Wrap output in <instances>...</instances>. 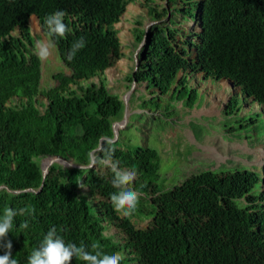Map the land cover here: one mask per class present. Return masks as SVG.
I'll return each instance as SVG.
<instances>
[{
	"label": "trees",
	"instance_id": "16d2710c",
	"mask_svg": "<svg viewBox=\"0 0 264 264\" xmlns=\"http://www.w3.org/2000/svg\"><path fill=\"white\" fill-rule=\"evenodd\" d=\"M136 1L0 0V216L5 207L18 212L7 237L12 255L27 264L55 227L66 243L89 251L98 243L105 253L120 252L122 264H264V194H252L255 172L203 169L161 190L156 150L123 149L119 137L111 142L124 104L107 89L104 71L123 58L114 26ZM145 2L154 4L146 10L157 23L147 30L137 70L131 67L133 76H126L128 89L133 79L139 87L145 84L158 104L161 98L154 92L181 95L189 86L187 76L202 74L230 80L264 106V0H162V6L171 5L184 20L199 25L200 31L186 40L179 38L183 28L163 20L166 9L155 0ZM56 11L66 13L70 32L52 38L53 48L70 74H53L54 83L45 87L28 21L36 16L48 38L44 20ZM143 33L142 24L133 20L134 48ZM80 37L85 47L69 60ZM196 92L191 89L189 98ZM228 101L227 106L236 105L234 96ZM109 154L120 169L136 172L132 188L142 195L131 217L113 209L110 169L102 163L87 167L93 156L102 160ZM55 156L80 168L53 165L43 178L42 161ZM25 208H34V215L19 214ZM25 220L28 228L19 229ZM132 220L147 224L138 228ZM72 264L86 262L73 258Z\"/></svg>",
	"mask_w": 264,
	"mask_h": 264
},
{
	"label": "rangeland",
	"instance_id": "374dc122",
	"mask_svg": "<svg viewBox=\"0 0 264 264\" xmlns=\"http://www.w3.org/2000/svg\"><path fill=\"white\" fill-rule=\"evenodd\" d=\"M161 1L155 0L159 6L162 4ZM153 5H148L145 0H137L134 4L128 5L121 20L115 25L124 58L116 62L111 69L106 70L105 78L107 89L111 90V94L118 97L124 104L121 121L126 118L125 126L127 128L118 127L117 137L114 135V141H117L119 137L118 142L123 149L124 147L130 149L149 147L156 150L159 156L157 185L161 190L171 188L181 183L190 174L203 169H211L214 172L249 170L255 172L259 177V184L253 190L254 193H259L264 186V168L258 165L256 156L264 146L263 106L239 93L234 97L236 105L227 106V115L223 111L220 116H201L202 113H199L198 109H202L206 102H210L211 97L207 100V94H202L200 90H197L195 98H189V92L191 89H195L193 85H189L187 91L181 95L176 94L174 97L166 95L165 98H161L158 104L152 101V90L146 91L144 85L141 87L135 85L134 90L132 82L128 89L129 84L126 81V76L131 75L130 69L134 66L133 57L137 49V46L135 48L132 46L133 20H138L144 27L147 26L150 18L147 15L146 6ZM171 24L173 27L176 22L172 20ZM29 25L36 48L37 42L33 35H37V33L38 36L41 35V30L35 19L31 18ZM190 26H194L193 28L199 32L195 23H190ZM13 34L16 35L17 32ZM42 68L41 84L45 87L54 83L53 74L60 71L66 75L70 74L59 64L54 48L51 50V56L47 60H43ZM93 81L97 82L98 79L95 78ZM212 83L216 82L212 81ZM125 93L131 96L128 99L127 107L123 102ZM154 94L158 96L157 92ZM143 101L146 104L144 110L140 108ZM125 108L129 109L127 115H125ZM166 117L169 118L166 119ZM188 131L191 132L196 143L192 141L191 137H188ZM216 138L220 139V143L226 141L232 145L233 148L230 146L228 158L204 156L203 149L205 148L201 147L202 142ZM238 146L242 148L237 149ZM246 146L249 149H256L257 153L250 154L245 150ZM196 153H200L201 158ZM44 161L46 162L47 159L42 163H45ZM80 196L89 202L86 195L80 194ZM132 221L138 228H143L147 224L143 221ZM109 232H113V230Z\"/></svg>",
	"mask_w": 264,
	"mask_h": 264
},
{
	"label": "clouds",
	"instance_id": "9594fccd",
	"mask_svg": "<svg viewBox=\"0 0 264 264\" xmlns=\"http://www.w3.org/2000/svg\"><path fill=\"white\" fill-rule=\"evenodd\" d=\"M164 1L166 2L167 0H164ZM65 15H66V13L64 11H56V12L45 17L44 23L47 27L48 38L43 34V31L41 30V27L39 25V21H38L37 17L31 16L29 18L28 23L30 24L31 18L35 19L36 22L38 23L40 30H41V35L38 36V33L36 32L37 35L35 34L33 36L37 42L36 43V48H37L36 53L38 54V57L42 60V62H43V60H47L51 56V50L54 47V43H53L52 38H54V37L64 38L70 32L68 25L64 22ZM121 18H122V16L120 17V20H121ZM165 19L168 20V18H166V17L163 20H165ZM150 20H149L148 25L150 23H154V24L157 23L155 21H150ZM169 20H174L176 22L177 28H179V29L183 28V30H187L188 28H192L190 26V23H195V20L190 21V20L186 19V22L184 20L183 23L179 24L177 22V19H174V16H172ZM154 24H152V25H154ZM195 24L197 25V28L200 31L199 25L197 23H195ZM151 26H149L147 28V30ZM145 27L142 26L143 30L145 29ZM193 29L195 30V32H198L195 28H193ZM15 32H17V30L14 31L13 33H15ZM85 44H86V41L84 40L83 37H80L78 40H76L73 43L71 50L68 53V59L72 60L75 57L76 53L85 47ZM142 46L140 47V49L142 48ZM138 47H139V45H138ZM140 49L138 50L136 55L134 53V57H133L134 66H133V68H135V64L138 66L137 56L139 54ZM136 51H137V49H136ZM123 58H124V56H123ZM123 58H121V59H123ZM135 58H136V63H135ZM42 67H43V65H42ZM111 68H108V69H111ZM108 69H106V70H108ZM106 70L104 71V76H105ZM136 70L133 69V73ZM132 76H133V74H132ZM181 76H182V74L180 73L177 78L180 79ZM222 80L228 81V83L231 85L230 87L233 90H235L234 94H233V92H231V96L228 98V100L231 97H233V96L235 97V95H239V93H241L240 89L237 87H234L233 83L230 80H225V79H222ZM134 85H136V82ZM143 85L145 88V84H142V86ZM134 90H135V86H134ZM158 96H159V98H163V97L165 98L166 97V96H162L159 94H158ZM129 98H131L130 95H129L128 99ZM228 100L224 104L225 105L224 109L227 108V105L229 103ZM127 104H128V100H127ZM263 108H264V106H263ZM127 112L129 113V109H127ZM116 122H120V124H121V120L116 121ZM123 127L125 128V125L122 126V128ZM116 129H117V133H118V127H116ZM111 142H114V140H112ZM258 156H261V161H260V159L257 160L258 165L260 167L264 168V146L258 152ZM49 158H47V160ZM97 163H102L104 166L108 167L113 174L111 183H112L113 188L116 189V191H114L113 193L110 194L109 199H110V202L113 206L114 211L116 213L122 215L123 217H131L134 214H136V212L138 210V206H139L140 197L142 195V193H140V192H138L132 188V184L136 178V172L120 169L118 166V163L111 159V154H109L106 158H104L102 160H97V158H95L93 156L87 167H89V168L95 167ZM59 164L64 166V167H68L62 163H58V164H54V165H59ZM73 166H76V165L73 164ZM77 167L80 168L79 166H77ZM87 167H85V168H87ZM43 178H44V176H43ZM259 181L260 180L258 177L257 185L259 184ZM261 193L264 194V186L262 187V190L259 193H254L252 191L253 195H259ZM34 212H35L34 208H25V209H21L19 214H21V215L26 214L28 216H32V215H34ZM17 215H18L17 210H15L11 207H5V209L3 211V215L0 216V248H2L4 250V253L2 255H0V264H18L17 259H15L12 255V247H13L12 242H11V240L7 239L8 234L15 227L14 222H15V217ZM26 228H28V221L27 220H25L23 223H21L19 225V229H26ZM100 247L101 246L98 243L93 244L92 245L93 251H89L85 248V246L83 244L77 246L74 243H66L64 238L62 236L58 235L57 229L55 227H53L47 231L46 235L43 237L42 241L40 242V245L30 253V255L27 258V264H72L73 258L82 260V261L86 262V264H122V261L125 259V257L120 252L105 253V252L100 250Z\"/></svg>",
	"mask_w": 264,
	"mask_h": 264
},
{
	"label": "crops",
	"instance_id": "0c3cea01",
	"mask_svg": "<svg viewBox=\"0 0 264 264\" xmlns=\"http://www.w3.org/2000/svg\"><path fill=\"white\" fill-rule=\"evenodd\" d=\"M123 60V59H122ZM187 79L189 81V85L195 86L196 91L200 90L202 94H207V100L209 97H211L210 102H206L202 109H198L201 116L208 115H219L223 113L224 110V104L227 102L228 98L231 96V92L233 94L235 93V90H233L228 83V81L220 80L215 81L216 83H212L211 78H205L202 74H194L187 76ZM189 133L188 137H191L192 141L196 143V140L192 137L191 132ZM215 141V142H214ZM232 145L229 142L221 141L220 139H209L206 141H203L201 144V147L205 148L204 150V156L208 158L218 157L220 159H226L229 156L230 148ZM233 148V147H232ZM242 148L241 146H238L237 149ZM246 151H248L250 154H256V149H249L247 146L245 148ZM202 153V152H200ZM196 153L199 155V158H201V154ZM203 154V153H202ZM260 159L261 156H256V160Z\"/></svg>",
	"mask_w": 264,
	"mask_h": 264
},
{
	"label": "water",
	"instance_id": "95a60500",
	"mask_svg": "<svg viewBox=\"0 0 264 264\" xmlns=\"http://www.w3.org/2000/svg\"><path fill=\"white\" fill-rule=\"evenodd\" d=\"M152 24H154V23H150L149 25H147L146 27H145V29H144V33H143V39H142V41H141V43L139 44V47L137 48V51L135 52V55L137 54V52H138V50L140 49V47L143 45V43H144V40H145V37H146V34H147V28L149 27V26H151ZM135 63H136V58H135ZM137 65L135 64V68H134V70H136L137 69ZM135 84V80L133 79V89H134V85ZM128 97H129V95H127V94H125V96L123 97V102L125 103V105H126V107H127V100H128ZM125 115H127L128 114V112H127V108H125ZM125 123H126V118L125 119H123L122 121H121V124L124 126L125 125ZM120 124V122H115L113 125H112V129H113V134L115 135V137H117V129H116V127L117 126H119V125H121ZM115 139V138H114ZM99 148H100V146H99ZM98 148V149H99ZM58 163H62V164H64L65 166H68V167H75V168H78L77 166H73V164H71L69 161H66V160H64V159H62V158H60V157H58V156H55V157H50L45 163H42L41 164V169H42V172H43V176L45 177L47 174H48V172H49V170H50V167L52 166V165H54V164H58ZM1 188V187H0Z\"/></svg>",
	"mask_w": 264,
	"mask_h": 264
},
{
	"label": "flooded vegetation",
	"instance_id": "af4514ba",
	"mask_svg": "<svg viewBox=\"0 0 264 264\" xmlns=\"http://www.w3.org/2000/svg\"><path fill=\"white\" fill-rule=\"evenodd\" d=\"M161 6H162V4H161ZM161 9H166V11H167L166 12V16H167L166 18H168V20L172 17L171 16V12H172L174 14V16L177 17V22L179 24H181V23L184 22V19L182 18V15L181 14H178V13H175L174 8L171 5H168V6L166 5L165 7L162 6ZM192 31H195V30L192 29V28H188L187 30H182L181 31V34L179 35V38L181 37L182 40L188 39V35H190V33H192Z\"/></svg>",
	"mask_w": 264,
	"mask_h": 264
},
{
	"label": "bare ground",
	"instance_id": "6f19581e",
	"mask_svg": "<svg viewBox=\"0 0 264 264\" xmlns=\"http://www.w3.org/2000/svg\"><path fill=\"white\" fill-rule=\"evenodd\" d=\"M122 125V124H121ZM120 127V126H119ZM45 162V161H44Z\"/></svg>",
	"mask_w": 264,
	"mask_h": 264
}]
</instances>
